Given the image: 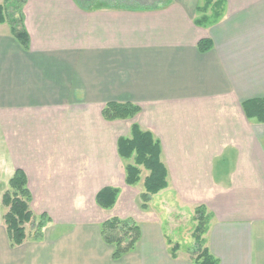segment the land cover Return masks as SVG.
<instances>
[{"label": "crops", "instance_id": "0c3cea01", "mask_svg": "<svg viewBox=\"0 0 264 264\" xmlns=\"http://www.w3.org/2000/svg\"><path fill=\"white\" fill-rule=\"evenodd\" d=\"M202 5L25 0L28 49L0 23V264H195L168 221L198 208L204 249L218 264H264V123L243 109L264 99V0ZM202 40L212 41L209 51ZM109 103L140 113L107 121ZM134 124L160 142L168 172L147 210L140 195L150 173L141 167L139 183L127 185L133 159L118 152ZM19 170L31 210L48 223L42 240L12 248L3 195ZM105 188L119 190L109 210L96 203ZM112 218L141 229L120 260L101 236Z\"/></svg>", "mask_w": 264, "mask_h": 264}, {"label": "trees", "instance_id": "16d2710c", "mask_svg": "<svg viewBox=\"0 0 264 264\" xmlns=\"http://www.w3.org/2000/svg\"><path fill=\"white\" fill-rule=\"evenodd\" d=\"M25 0H5L0 5V23H8L13 35L25 49L29 48V35L22 26L20 8ZM199 10H208L214 7L215 0H202ZM220 4H217L218 7ZM215 10L214 17L220 12ZM210 40H202L199 49L207 52L212 48ZM248 119L264 123V99L251 100L243 104ZM140 113V108L134 104L109 103L103 110V117L107 121L132 120ZM118 152L122 159H133L132 164L126 166V183L136 186L140 181L141 167L149 171L145 180V192L140 195L141 208L147 210L151 198L168 188V172L162 162L160 142L148 131L142 130L137 124L131 128L129 137L120 138ZM119 194L118 189L105 188L96 197L97 205L105 210L112 209ZM31 194L24 172L17 171L9 181L8 190L3 195V205L8 208L4 217L9 243L12 248L23 245L28 239L40 241L43 238V229L48 223L46 216H36L31 210ZM196 220L199 221L195 231V239L200 251L194 259L195 264H218L206 249L203 236L207 232V216L203 208L196 209ZM199 216V218H197ZM31 226L34 233H27V226ZM101 236L107 245L114 248L113 259L120 260L134 252L141 238L140 226L131 219L112 218L101 225ZM32 237V238H31ZM177 249V248H176Z\"/></svg>", "mask_w": 264, "mask_h": 264}, {"label": "rangeland", "instance_id": "374dc122", "mask_svg": "<svg viewBox=\"0 0 264 264\" xmlns=\"http://www.w3.org/2000/svg\"><path fill=\"white\" fill-rule=\"evenodd\" d=\"M159 198L156 197V199ZM157 200H155L154 203H156ZM156 209L158 210L160 207L157 205H154ZM161 210V208H160ZM159 211V210H158ZM168 215V213H166ZM169 221H168V229L172 233H177L182 232V236L179 237L181 238V244H182V249L187 252V255H189L192 260L198 256V252L200 249L198 248V244L195 239V231L197 229V226L199 224V221L196 220V213L194 216L188 214L185 212V214L180 215V217L177 215V213L174 211L169 214ZM199 218V216H197ZM167 230V227H166ZM27 232L28 234H33L34 230H32L31 226H27ZM176 235V234H175ZM179 236V235H176ZM32 238V237H31ZM204 248V245L201 247V249Z\"/></svg>", "mask_w": 264, "mask_h": 264}]
</instances>
